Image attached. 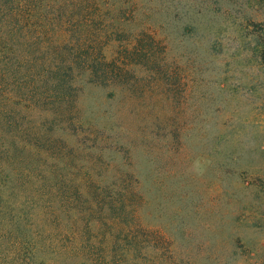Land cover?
Masks as SVG:
<instances>
[{
  "label": "rangeland",
  "instance_id": "1",
  "mask_svg": "<svg viewBox=\"0 0 264 264\" xmlns=\"http://www.w3.org/2000/svg\"><path fill=\"white\" fill-rule=\"evenodd\" d=\"M143 1L158 34L115 92L83 87L128 46L114 15L0 61L2 264H264V0ZM61 41L89 54L56 65Z\"/></svg>",
  "mask_w": 264,
  "mask_h": 264
},
{
  "label": "trees",
  "instance_id": "2",
  "mask_svg": "<svg viewBox=\"0 0 264 264\" xmlns=\"http://www.w3.org/2000/svg\"><path fill=\"white\" fill-rule=\"evenodd\" d=\"M143 0H0V61L6 62L7 65H10V75L13 77L16 74L15 68L17 65L20 66L22 60L25 62V70L33 71L37 70V64H31L32 60V48L30 42L27 37H32L35 35V39L38 36L43 37L44 39L47 38L49 41L52 40L53 42H59V39H63L62 37L56 36L55 33L59 31H64L65 33H69L74 31L77 28L75 23H68L64 25H58L56 21L54 22L55 15H59L63 17L64 15H68V17H78L81 18L79 15H85L86 17H92L95 13H99L104 17L106 14L117 16L118 19L124 20V22H120L113 27H117L118 32L120 34V39H113L112 41L115 42H122L127 43L128 46L123 47L122 51L119 54H115L112 57V60H107L101 56V60L99 62L101 64H97L96 61H89L88 64H85V72H89V75L84 74L82 76L86 82L83 83V87H92L96 91L102 90H112L115 92L121 85L122 78L126 77L129 72H131V66L134 64V60H138L142 57H148L149 52L146 51V45L140 44L143 41L139 40V34H158L157 26L150 25L148 29H145L146 25L139 24L136 19L140 16H144L143 12H146L148 16L153 14L152 8H145ZM150 3V2H148ZM70 4L74 6H70ZM134 29H129V23L133 22ZM57 24V25H56ZM113 30H115L113 28ZM144 30V31H143ZM143 31V32H142ZM138 32V33H137ZM117 33V31H115ZM126 35L127 38H123V35ZM111 41V40H109ZM160 42L156 39H153L152 42ZM26 44H23L25 43ZM33 44V42H32ZM63 41L59 44L57 43L54 47V51H48L51 53V57L55 58V64L57 65L59 59L63 62H66L67 59H70L71 56L75 59V64L81 60L83 54H89L87 50L77 49V47H70L68 43L64 45ZM131 46V48H130ZM151 48V45H150ZM56 51V52H55ZM65 51H70V55L67 57L65 56ZM45 52V51H43ZM47 53V52H46ZM48 53V54H49ZM53 54L55 56H53ZM64 55V56H63ZM67 58V59H66ZM64 59V60H63ZM66 59V60H65ZM152 60V59H151ZM96 63V65H95ZM61 64V63H60ZM131 65V66H130ZM65 68V66H64ZM62 69V70H61ZM71 71H73V66L69 67ZM52 68L46 71V67L43 68L44 74L47 75V78L44 80L45 83H49V74L52 72ZM26 71V74H27ZM63 72V67L57 69V73L55 75L56 80L59 81L57 78ZM95 76V78H94ZM53 79V78H51ZM113 79L114 85L111 84ZM64 82L67 83V80ZM54 85L53 83H50ZM58 84V83H57ZM49 85V84H48ZM61 89H71L73 86L70 84L69 86H65V84H60ZM82 86V85H80ZM5 180L1 179L0 177V189L3 187L7 188L8 181L10 180L9 176L4 177ZM3 180V181H2ZM2 181V183H1ZM91 188L95 189V184L90 185ZM101 188V185L98 184V188ZM112 187L109 186L108 189ZM125 195L122 194V205L125 206L128 204V193L121 189ZM3 201L0 200V217H2L5 213H2V208L4 204ZM2 215V216H1ZM19 228V227H18ZM0 243V247H1ZM2 250V249H1ZM0 264L3 262H8L9 260L7 256L3 257V254L0 255ZM7 264V263H6Z\"/></svg>",
  "mask_w": 264,
  "mask_h": 264
}]
</instances>
